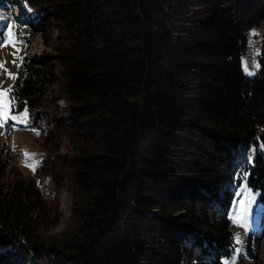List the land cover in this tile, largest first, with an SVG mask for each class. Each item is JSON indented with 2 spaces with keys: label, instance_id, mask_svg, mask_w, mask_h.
<instances>
[{
  "label": "trees",
  "instance_id": "obj_1",
  "mask_svg": "<svg viewBox=\"0 0 264 264\" xmlns=\"http://www.w3.org/2000/svg\"><path fill=\"white\" fill-rule=\"evenodd\" d=\"M19 1L13 12L0 0L13 23L29 14L49 47L22 54L11 79L39 164L16 170L0 151V264H221L242 182L259 205L237 256L254 258L249 240L264 233V0ZM252 26L260 67L246 75ZM67 174L69 220L49 233Z\"/></svg>",
  "mask_w": 264,
  "mask_h": 264
},
{
  "label": "rangeland",
  "instance_id": "obj_2",
  "mask_svg": "<svg viewBox=\"0 0 264 264\" xmlns=\"http://www.w3.org/2000/svg\"><path fill=\"white\" fill-rule=\"evenodd\" d=\"M15 4V7L12 8V11L20 10L21 3L19 0H12ZM8 2H0V13L1 11L5 12L7 14V7ZM28 17L29 14L24 15V25L20 23H13L10 20L3 25H1L2 28H0V32L6 33L7 32V25L12 24L14 25L13 32L17 36V43L15 44V47H12L11 45L7 47H0V61L5 62L4 68L7 69L8 72L15 73V65L19 61L22 54L28 53L29 55L36 54L41 47L43 49H47L49 45H45L42 42L41 33H37L35 31H32L31 28L28 26ZM30 21V20H29ZM253 30L254 33L253 34ZM246 40H245V47L244 51L240 54V69L244 72L242 67V61L247 64L249 71H254L253 64H257L255 53L258 52L259 49V40H260V27H248L246 29ZM52 38V35H51ZM18 50V51H17ZM15 53V56L13 55ZM15 59L16 63H13V60ZM245 73V72H244ZM11 84V79L8 77V75L3 71V69H0V88L7 89L9 88ZM57 104L61 103V99L56 100ZM25 107H22L20 109H15L12 114H18L24 110ZM33 112V111H32ZM30 113V112H29ZM28 113V115H29ZM27 115V124H17L15 127H12V121H9L8 124L0 128V151H1V157L3 160L6 161L7 166H13L16 170H20L23 172H31V168L25 166V161L28 163H31V159H28L24 152L28 153H34L33 147L31 146V141L34 136V131H32L31 126L28 125L29 118ZM64 141L60 143L61 147L59 148V151L63 150ZM67 175L62 176L63 180H61V186H60V192L58 194V206L56 207V211L58 212V218L57 220L48 227L47 232L49 233H59L60 230L65 226L66 221L69 220V203L71 198H69V185L67 183ZM246 185L243 184V182L238 185L234 189V195L232 198V201L229 203V210H228V218L230 219V231L233 233H239L240 238L242 241H245L246 235L248 233V226L250 228L254 227V220L253 217L255 213H257L258 203H257V193L254 191H251L250 189L245 187ZM252 197L251 206L248 212L247 216V224L246 226H240L237 224H234L232 222L231 216L241 212V210L245 207V202L249 200V198ZM264 220V219H263ZM249 244L251 246V252L256 251L254 258H247L243 256L242 258H239L237 256V253L234 252V249L232 251V254H230L227 257L221 258L222 263L225 264V261H233V264H264V233L262 234L260 240L255 239V236L249 240ZM235 247L242 248V254L243 253V244L241 245H234Z\"/></svg>",
  "mask_w": 264,
  "mask_h": 264
},
{
  "label": "snow or ice",
  "instance_id": "obj_3",
  "mask_svg": "<svg viewBox=\"0 0 264 264\" xmlns=\"http://www.w3.org/2000/svg\"><path fill=\"white\" fill-rule=\"evenodd\" d=\"M0 19H2V17H0ZM13 28L14 25L12 24H8L7 25V32L6 33H2L0 32V47H7L9 45H11L12 47H15V44L17 43V36L16 34L13 32ZM253 34L254 30H253ZM18 51V50H17ZM13 55L15 56V53H13ZM13 63H16L15 59L13 60ZM4 64L5 62L0 61V69H3V71L8 75V77L10 79H12L14 82L17 81L18 77L17 74H13L11 72H8L6 68H4ZM242 67L243 70L245 72L246 75H254V71H249L248 66L246 63H244L242 61ZM260 65L259 64H253V68H259ZM17 68L18 70L21 68V65L17 64ZM14 85L13 86H9V88L7 89H3L0 88V128L5 127L9 121H12V127H15L17 124H27V115H28V108L25 107L24 110L18 114L13 115L12 114V109L14 107V105L16 104V98L13 97L11 95L12 91H13ZM32 131H36V129H31ZM3 134V133H0ZM37 134H39L37 132ZM264 147V146H262ZM24 155L28 158L31 159V163H28L27 161H25V166L31 168L33 171L36 170L37 165L39 164V161H36L34 159V156L36 154L34 153H28V152H24ZM247 162L249 164L252 163V156L249 155V157L247 158ZM240 175L244 178L247 179L248 173L247 172H242L240 173ZM252 197L249 198L248 201L245 202V207L241 210V212L236 213L234 215L231 216L232 222L234 224L240 225V226H246L247 224V216H248V212L251 206V202H252ZM243 243V241L240 238V234L239 233H235L233 235V244L234 245H241ZM234 252L237 254H240L242 252V248L240 247H235L234 248ZM234 261V258H233ZM233 261H225V264H233Z\"/></svg>",
  "mask_w": 264,
  "mask_h": 264
}]
</instances>
